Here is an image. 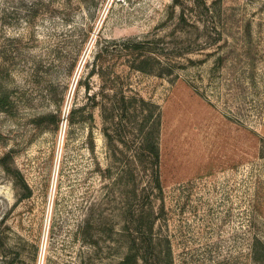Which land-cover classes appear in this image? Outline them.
<instances>
[{
    "label": "rangeland",
    "instance_id": "obj_1",
    "mask_svg": "<svg viewBox=\"0 0 264 264\" xmlns=\"http://www.w3.org/2000/svg\"><path fill=\"white\" fill-rule=\"evenodd\" d=\"M173 1L0 0V264L123 258V225L143 203L118 169L103 173L97 105L121 88L161 106L153 205L174 264H256L264 252V0H206L216 11L198 27L178 24L190 0ZM128 41L145 42L147 71Z\"/></svg>",
    "mask_w": 264,
    "mask_h": 264
},
{
    "label": "trees",
    "instance_id": "obj_2",
    "mask_svg": "<svg viewBox=\"0 0 264 264\" xmlns=\"http://www.w3.org/2000/svg\"><path fill=\"white\" fill-rule=\"evenodd\" d=\"M216 2V1H215ZM184 4L182 0H174L173 8ZM215 5H210L206 0H190L189 5L182 6L179 10L178 24L192 23L198 27L199 20L215 14ZM196 18V19H195ZM205 25V24H204ZM145 42L137 41L126 43L133 50L134 61L132 67L147 71L145 64L150 57L144 49ZM149 52V49H147ZM95 72V71H93ZM101 99L97 105L101 109L104 121L103 131L107 139L112 163L104 168L105 176H112L113 169H118L122 180H130L132 196L130 203H143L133 207L127 214L123 225V232L127 239V251L118 264H174L171 241L166 238L165 243L156 232V224L159 213L153 203L156 202L158 194H163L160 163V135L162 126V110L158 103L146 99L139 94H128L126 90H116L113 93L106 90L101 91ZM96 98V96H95ZM10 101L5 95H0V109L7 110ZM141 116V117H139ZM140 118L139 137L132 145L127 138L129 124L132 118ZM122 146V147H121ZM129 149L133 151L129 155ZM116 164V165H115ZM7 170H10L7 168ZM142 178L141 191L135 182L136 176ZM143 174V175H142ZM28 186V185H27ZM94 221L88 218L83 224V233L89 234L88 228L93 227ZM96 224V223H95ZM90 241L98 242L89 235ZM256 264H264V252L255 254ZM9 262V261H8Z\"/></svg>",
    "mask_w": 264,
    "mask_h": 264
}]
</instances>
